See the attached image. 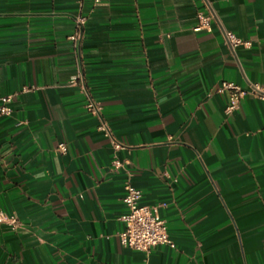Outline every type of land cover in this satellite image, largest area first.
<instances>
[{"label":"crops","instance_id":"1","mask_svg":"<svg viewBox=\"0 0 264 264\" xmlns=\"http://www.w3.org/2000/svg\"><path fill=\"white\" fill-rule=\"evenodd\" d=\"M202 16L211 28L195 31ZM226 32L251 46L233 50ZM79 69L99 115L69 86ZM224 83L247 93L231 115ZM256 87L264 94V0H0V99L27 89L0 120V212L17 216L0 223V264H141L121 240L116 156L175 242L151 264H264Z\"/></svg>","mask_w":264,"mask_h":264},{"label":"built area","instance_id":"2","mask_svg":"<svg viewBox=\"0 0 264 264\" xmlns=\"http://www.w3.org/2000/svg\"><path fill=\"white\" fill-rule=\"evenodd\" d=\"M82 1V0H81ZM200 22L194 27L195 31L209 30L211 28V17L202 16ZM86 23V18L80 16L77 19L76 30L71 35L70 39L74 43V50L77 56H81L82 41L84 38L83 27ZM227 40L229 41L233 50L238 47L251 46V42L247 41L233 32H226ZM69 86L75 89L81 90L88 99L87 110L94 114L99 115L101 108L94 100L87 88L86 76L82 69H79L70 79ZM231 90V102L226 107L225 112L228 115L234 113L238 108L241 99L247 94L240 86L234 83H224L223 90ZM23 91H16L13 94L4 96L0 99V120L11 117L14 114L13 103L16 97H18ZM255 95L260 98H264V94L260 91V88L253 89ZM101 130L109 134L108 127L104 123ZM59 150L63 153L68 151L67 144H61ZM132 165L130 159L121 160L116 156L112 162L114 169L124 170L127 173V180L125 183V205L128 208V214L126 215L125 230L121 234V240L124 246L130 247L139 252L141 256V264H151V257L155 247L159 245H170L175 247V242L171 239L168 230L167 222L162 219L158 214V208L161 206L143 205L142 191L136 187L133 182V174L129 171ZM0 223H8L12 225L17 224V216L6 215L0 212Z\"/></svg>","mask_w":264,"mask_h":264}]
</instances>
